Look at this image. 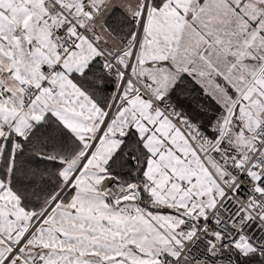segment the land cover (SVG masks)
<instances>
[{
	"label": "snow or ice",
	"instance_id": "1",
	"mask_svg": "<svg viewBox=\"0 0 264 264\" xmlns=\"http://www.w3.org/2000/svg\"><path fill=\"white\" fill-rule=\"evenodd\" d=\"M0 264H264V0H0Z\"/></svg>",
	"mask_w": 264,
	"mask_h": 264
}]
</instances>
